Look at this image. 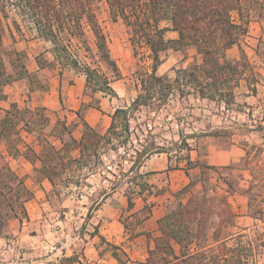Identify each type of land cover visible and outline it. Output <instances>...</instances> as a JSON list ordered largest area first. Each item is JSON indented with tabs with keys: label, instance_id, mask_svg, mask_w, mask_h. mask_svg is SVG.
<instances>
[{
	"label": "rangeland",
	"instance_id": "374dc122",
	"mask_svg": "<svg viewBox=\"0 0 264 264\" xmlns=\"http://www.w3.org/2000/svg\"><path fill=\"white\" fill-rule=\"evenodd\" d=\"M89 10L93 13L105 37L109 54L120 75L118 80L111 83L116 96L102 93L96 96L101 112L110 114L118 108H128L137 97L139 79L150 72L149 51L142 44V40L136 37L132 28L121 19L114 20L111 17L106 0L92 3ZM6 15L7 17L2 16L1 20L3 35L0 54L4 72L10 76V82L1 90L19 85V88L23 89L21 96L26 98L24 101L28 102L30 109L33 105H43V101L47 103L46 106H39L44 109L43 115L48 119L45 129L37 130L40 137L48 135L56 120L59 122L54 133L60 134L64 141H68V136L61 129L63 123L72 131L73 136L78 137L80 121L75 115L76 110L71 108L74 105L73 101L77 99H80V103L91 101L89 89L84 88L83 69L90 67L110 78L114 75L111 67L100 57L93 32L84 23L71 27L66 25L65 33L61 35L67 45V52L59 59L52 53V44L40 37L29 16L24 14L21 9L7 6ZM232 15L233 19H238V13L234 12ZM241 15L245 22L246 33L239 36L234 47L238 58L233 59L230 52L229 58L227 57L230 60H242L246 65L242 71L243 74L238 77V88L234 89V105H231L227 110L221 103L200 100L185 86L182 88V93L176 91L175 95L171 96L164 105L159 104L158 100H154L150 107L142 106L134 114H131L129 142L120 146L117 151L106 147L101 155L102 164H98L94 173L86 180L80 181L79 188L72 185L66 188L59 179L55 180V188L47 197L50 211L42 215L46 222H43L44 218L38 220L39 224L36 225V228L41 233L44 232V240L54 241L57 247L56 264H77V262H79L78 264H92V262H86L84 256L81 257L82 261L78 260L86 242L91 243L88 248L91 250L92 256L90 257L92 259L97 258L95 250L98 252L99 260L105 259L104 257L113 250L109 245L101 242L98 237L92 238L95 234L99 235L100 223L96 224L98 221L95 216L96 210L102 204L103 194L110 192L117 184L119 194L122 191L132 198L139 194L142 186L135 183L129 184V178L122 177L121 174H125L129 170L134 161L135 151L141 149L140 145H150L151 143L166 152L172 159V165L174 162H184L191 151L193 155L194 152L198 155H205L208 146L215 143L224 146L233 143L245 154L248 153L246 161L239 159L226 168H218L216 172L202 171L200 167H197L196 174L192 172V175L196 181L203 176L206 183H210V186L207 184L209 194H212L211 190H215V187H218L215 191L220 195H224V191H231L223 183V181H227L233 185V189L241 190V187L244 186L245 190H248L249 197L255 198L253 211L247 206L250 216L256 217L254 225L250 230L241 233V238L234 237L229 245L235 248L241 241L244 247L248 246L243 252L245 263L263 264L264 0H241ZM167 25L166 22H162L160 27H167ZM247 33H249L250 39L245 41ZM169 37L168 34H165V38ZM162 58L163 62L158 67L157 74L168 76L170 79L175 78L178 70L192 69L193 65L199 62L194 48H188L186 54L184 49L182 52L169 49L162 54ZM73 63H76L75 68ZM32 67H38V70L30 72ZM76 78L79 80L76 81ZM54 86L55 93L53 95L49 93L48 100H45L46 92L52 91ZM81 86H83V91L82 93L78 92L80 97H76V90ZM73 94L75 98L71 96ZM4 97H1L0 100H4ZM53 99L56 108H52ZM24 132L20 130V141L17 147L26 142L22 137ZM31 135L35 137L34 141L39 144L40 139L35 134ZM52 141L54 140L51 139ZM115 143L117 142L115 141ZM4 146L3 143H0V148ZM55 146L59 147L60 143L57 142ZM71 155L75 157L76 152H72ZM254 165L259 167L256 174L258 177L255 180L250 175V167H254ZM149 175L137 181L138 184L145 185L143 192L149 190L147 181L150 178L153 179L149 178ZM36 177L39 179L38 174ZM128 177H133V175ZM242 178L248 179V182L244 183ZM121 200L125 201V198L123 197ZM98 203L100 204L98 205ZM255 210H259L261 215L255 213ZM87 215H89L88 218ZM126 215L124 210L122 216L127 225ZM10 221L8 233L14 229L12 226L10 227ZM95 227H97V232ZM27 231L35 233L31 228ZM114 254L121 264L125 263L122 252ZM68 258H73V261L66 260Z\"/></svg>",
	"mask_w": 264,
	"mask_h": 264
},
{
	"label": "trees",
	"instance_id": "16d2710c",
	"mask_svg": "<svg viewBox=\"0 0 264 264\" xmlns=\"http://www.w3.org/2000/svg\"><path fill=\"white\" fill-rule=\"evenodd\" d=\"M96 1L98 0H0V48L3 35L2 16L7 17V6H14L29 16L36 32L52 44V53L59 59L67 52V45L61 35L65 33L64 27L86 24L94 34L100 57L114 73L110 78L96 69H83L84 88L89 89L91 101L82 102L76 111L82 129L77 141L64 123L61 129L67 133L68 141L54 133L59 121H56L50 131V136L59 141V147L53 145L46 136L40 137L37 130H44L48 124L43 108L19 109L13 104L8 110L0 111V143L16 157L19 155L17 144L20 141V130L35 134L40 139L41 154L37 155L33 150L27 149L25 157L32 163L40 161L37 174L49 180L53 188L56 179L66 188L71 185L79 188L80 181L86 180L94 173L95 167L102 164L101 155L106 147L117 151L120 146L129 142L131 114L142 106L150 107L154 100L164 105L176 91L182 93L185 86L198 99L221 103L228 110L234 105V89L238 88V77L243 74L246 66L242 60H230L226 57V51L237 44L241 34L246 33L241 15V0H106L111 17L114 20L121 19L132 28L136 37L148 48L151 68L149 73L139 79V93L130 106L116 109L106 133L99 134L84 122L83 114L89 108L100 110L97 94L116 96L111 83L118 80L120 75L109 54L105 37L89 10V6ZM234 12L238 13L239 23L232 19ZM162 22H166L169 27H160ZM168 30L175 31L178 38H165ZM188 48H194L199 57V62L192 69L178 70L173 79L157 74L164 52L169 49L182 52L184 49L186 54ZM75 64L73 63L74 68ZM9 82L10 76L4 72L0 54V98L4 96L1 88ZM140 147L141 149L135 151L134 161L127 173L121 174L122 177L129 178V184L142 186L139 194L143 192L145 185L138 184L137 181L148 175L139 173L140 167L151 155L166 153L153 143ZM72 152H76L75 157L71 155ZM185 161L187 169L200 167L202 171L218 170L199 161H190L188 156ZM258 169L257 165L250 167V175L254 180L258 177ZM131 175L133 177H128ZM193 176L190 183L175 195L177 202L173 205L174 210L159 220V235L154 238V248L149 251L144 264H246L243 252L248 246L244 247L241 241L235 248L228 247L224 242L216 247H208L207 233L208 228L214 224V214L219 219L218 225L228 222L229 205L226 196L215 191L218 187L215 190L210 188L212 194H209L207 184L210 183H206L203 176L198 181ZM198 182L201 183V190L192 193L191 190ZM223 183L231 192H243L248 196V207L253 211L256 200L249 197L248 190L233 189L230 182ZM117 187L118 184L111 192L116 191ZM189 193L183 202L181 197ZM107 195L105 192L103 199ZM125 196L128 209L132 208V197L126 193ZM30 198L31 193L25 187L24 180L11 170L0 152V236L9 235L7 229L10 220L17 219L21 222L27 219L25 202ZM254 212L261 213L259 210ZM95 231L97 232V227ZM171 242L180 246L179 255L173 252ZM193 245L196 249L192 251ZM262 245L264 247V240ZM66 260L73 261V258Z\"/></svg>",
	"mask_w": 264,
	"mask_h": 264
},
{
	"label": "crops",
	"instance_id": "0c3cea01",
	"mask_svg": "<svg viewBox=\"0 0 264 264\" xmlns=\"http://www.w3.org/2000/svg\"><path fill=\"white\" fill-rule=\"evenodd\" d=\"M233 20L236 23L240 21L239 17L237 20ZM165 34L170 36L168 38L170 40L178 38L177 33L172 30L166 31ZM247 39H250L249 33L244 38L245 41ZM235 46L226 51V57H228L230 52L233 59L238 58ZM36 70H38V67H32L30 72H35ZM77 80L79 78H76ZM52 88V91L46 92L44 96L45 100H48L49 93H52V95L55 93V86ZM82 91L83 86L76 90V97H80L78 92L82 93ZM2 93L5 97L4 100H0L1 112L8 110L13 104L19 109L29 108L28 102L24 101L26 98L21 96L23 89L19 88V85H13L9 89L6 87ZM71 96L75 98L74 94ZM73 103L74 105L71 108L77 111L81 104L80 99L74 100ZM42 104L33 105L32 109L47 105L44 101ZM52 104V108H56L54 99L52 100ZM112 114L89 108L84 112L83 119L84 122L99 134H105L110 125ZM78 127L80 128L79 136L72 135L76 141L80 139L82 133L81 125ZM22 137L26 142L17 147L18 156L13 157L6 146L0 148V152L5 157L9 167L24 180V184L31 192L32 198L25 202L27 219H23L21 222L17 219L11 220L10 227L12 226L14 229L10 231L8 236H0V264H56L57 247L54 241L51 239L44 240V232L41 233L36 228V225L39 224L38 220L44 218L43 222H46L45 217H42V215L50 211L47 197L53 190V187L49 180L41 177L38 179L36 177L40 161L36 160V162L32 163L25 157L27 149H31L37 155H40L41 146L34 141L35 137H32L27 132H24ZM46 137L50 141L51 139L54 140L52 141L53 145H56L57 142L59 143L58 140L50 136V132ZM188 157L190 161H199L208 166L223 168L239 159L240 161L246 160L248 153L245 154L242 149L233 143L229 146L215 143L208 146L205 155H198L195 152L193 155L191 151ZM196 169H187L186 161L174 162V165H172V159L166 153L151 155L144 161L139 169V173H148L150 174L149 178L152 177L153 179L150 178L147 181L149 190L141 192V194L132 198L133 207L128 209L125 192L121 191V194H119V191L116 190L108 192V195L96 210L95 216L98 218L96 224L100 223L98 228L99 235L95 234L92 238L98 237L101 242L109 245L113 250L110 251L108 256H103L105 259L102 260L98 259V252L95 250L97 258L92 259L90 257L92 256L91 250L88 248L91 243L86 242L81 253L82 255L78 257V260H81V257L84 256V260L92 262V264H121L114 256V253L122 252L125 257L124 264H144L148 258L149 251L154 248V238L159 235V220L174 210L173 205L177 202L175 195L190 183L192 172L196 174ZM241 180L244 183L248 182V179L245 178ZM201 188V183L198 182L191 192H199ZM241 189L243 191L246 188L242 186ZM223 193L229 205V221L218 225L219 219L214 214V224L208 228L207 233L206 243L208 247H216L219 243L224 242L228 247L232 248L229 242L234 237L250 230L254 225V220H256L248 213V197L243 192L224 191ZM189 195L190 193L182 196L181 200L185 202ZM123 197L125 201L121 200ZM124 210L127 214V225L124 223V217L122 216ZM29 228L35 233H28L27 230ZM216 232H218L217 236ZM171 247L176 255L180 254V246L178 244L171 242ZM195 249L196 247L193 245L191 250Z\"/></svg>",
	"mask_w": 264,
	"mask_h": 264
}]
</instances>
